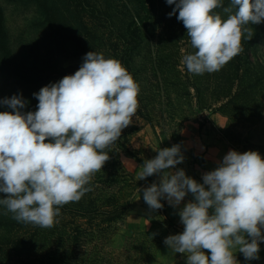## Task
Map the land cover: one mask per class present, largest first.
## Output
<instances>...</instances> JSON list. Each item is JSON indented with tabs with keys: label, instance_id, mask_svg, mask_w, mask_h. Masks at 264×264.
I'll return each instance as SVG.
<instances>
[{
	"label": "rangeland",
	"instance_id": "obj_1",
	"mask_svg": "<svg viewBox=\"0 0 264 264\" xmlns=\"http://www.w3.org/2000/svg\"><path fill=\"white\" fill-rule=\"evenodd\" d=\"M146 2L142 43L132 53L130 70L126 69L140 89L133 122L122 130L110 159L90 181L92 190L78 202L62 206L59 222L52 228H42L30 250L16 252L13 244H5L0 264H52L59 261V253L68 250L71 241L74 247L73 254L69 252L70 264H186V256L175 254L163 241L182 233L184 226L178 212L194 197L186 195L178 208L161 200L163 208L150 210L142 190L159 183V176L138 180L141 165L158 154L154 149L179 145L184 161L176 169L185 170L187 176L203 183V174L214 170L230 150L258 151L264 158V22L249 25L254 36L242 40L239 62L233 58L218 72L193 75L182 58L196 49L176 18L178 12L168 16L175 5H168L166 0ZM229 3L223 0L224 7ZM0 6L6 17L10 48L17 63L28 71L25 81L0 74V100L22 96L26 101L21 110L24 113L37 110L34 93L74 74L90 51L126 66L127 57L123 55L128 48L120 44L121 49L114 52L115 39L90 45L86 51L74 41L82 24L67 0H0ZM46 6L52 8L55 17L66 19L62 23L67 28L61 36L53 37ZM112 6L110 15L116 19L115 27L110 18L101 23L107 27L104 32L114 31L118 37L132 18L139 16L140 5L139 0H112ZM216 11L226 18L222 8ZM69 35L72 40L67 39ZM132 49L130 46L127 54ZM233 61L240 65L239 74L231 65ZM227 98L232 100L229 107L221 109ZM0 108L11 111L5 105ZM5 196L0 193V198ZM6 212L0 205V238L4 237V242L18 230L17 221ZM34 232L18 233L29 238ZM236 259L239 264H256L239 252Z\"/></svg>",
	"mask_w": 264,
	"mask_h": 264
},
{
	"label": "clouds",
	"instance_id": "obj_2",
	"mask_svg": "<svg viewBox=\"0 0 264 264\" xmlns=\"http://www.w3.org/2000/svg\"><path fill=\"white\" fill-rule=\"evenodd\" d=\"M175 5L171 17L183 23L193 54L182 63L193 75L220 71L251 40L249 25L264 22V0H166ZM226 14L222 18L216 9ZM139 85L122 63L103 53L88 52L72 75L42 87L33 95L37 110L24 113L20 95L0 100L11 111H0V205L12 219L40 228L58 223L62 206L78 202L94 175L136 116ZM47 141V142H46ZM107 150V151H106ZM138 180L159 176L144 188L152 211L167 200L178 208L186 195L194 200L178 212L184 229L163 243L184 254L186 264H239L259 259L264 242V158L258 151L230 150L203 183L176 169L184 161L179 145L154 149ZM175 169V170H173ZM211 210V212H210ZM206 252L208 254H206Z\"/></svg>",
	"mask_w": 264,
	"mask_h": 264
},
{
	"label": "trees",
	"instance_id": "obj_3",
	"mask_svg": "<svg viewBox=\"0 0 264 264\" xmlns=\"http://www.w3.org/2000/svg\"><path fill=\"white\" fill-rule=\"evenodd\" d=\"M70 7L79 14L80 21H81V26L82 29L81 31L74 37V41L77 42L79 45L82 46V48L86 51L88 50L89 46L91 45H98L99 42L103 41H113L115 39V44L112 46L114 48V52L116 50H119L120 44L121 47L125 46L128 48V50L125 52L123 56L127 57V59L124 62V66L128 71L130 70V63L132 61V53L133 51L141 46V39H142V25L145 26V20H143L142 15L145 9L147 8V0H139V5H140V12L138 13V17L132 18V23L127 27L125 32H119L118 37H116V34L114 31H110L109 33L104 32L105 25L101 23V21H108V19L111 20V25L115 27L116 19L112 18L110 15V12L113 8L112 6V0H67ZM115 1V0H113ZM51 10V13H50ZM45 16L47 21V24L49 23L52 31H53V37H58L61 36L62 30L66 29L67 27L65 26V23H62L63 21H66L64 17H55L52 8L49 6H46L45 8ZM145 19V18H144ZM70 23H68L69 25ZM105 36H108V38H105ZM68 40H72L73 38L71 35L67 36ZM133 46L131 54H127L129 51V47ZM120 47V49H121ZM0 53L2 56V60L0 61V74H11L16 76L22 81H25L27 79L28 72L26 70V67L24 65H19L17 63V60L14 56V53L12 52L10 45H9V40H8V32L6 29V17L4 14V10L0 6ZM242 53L237 55L235 60L239 62L241 60ZM124 57V58H125ZM121 60V59H120ZM237 62L233 61L231 62V65L233 68H236V72L239 74L241 68L240 65L237 64ZM198 92V91H197ZM240 91L239 93H241ZM227 98L224 103V105L221 107H229V104L231 103L232 100H228ZM231 99L234 100V98L231 96ZM223 101V100H220ZM0 111L1 108H0ZM136 130V128L134 129ZM90 205V204H89ZM88 205V206H89ZM84 208V206H82ZM80 214L84 215L83 212H80ZM18 225V230L17 234L14 235L12 238L4 242L6 239L4 237L0 238V256L4 254V248L5 244H13L14 245V251L20 252L24 250H30L34 241V238L37 237V235L40 234V231L42 228L38 226H33L31 224H24L17 222ZM57 227V226H56ZM32 231L34 230L35 232L33 234H30V237L26 234H20L18 233L19 231ZM72 238L76 236H70ZM70 240V238H69ZM64 241L69 243L68 239H64ZM74 247L73 243L71 241L70 246L67 248L68 250H65L64 252L59 253L58 257V262H54L52 264H70L72 262L71 260V255H69V252L73 254L71 251V248Z\"/></svg>",
	"mask_w": 264,
	"mask_h": 264
},
{
	"label": "crops",
	"instance_id": "obj_4",
	"mask_svg": "<svg viewBox=\"0 0 264 264\" xmlns=\"http://www.w3.org/2000/svg\"><path fill=\"white\" fill-rule=\"evenodd\" d=\"M255 261H256V264H264V242L260 243L259 259Z\"/></svg>",
	"mask_w": 264,
	"mask_h": 264
}]
</instances>
